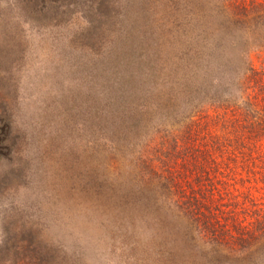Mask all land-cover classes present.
<instances>
[{
    "label": "rangeland",
    "instance_id": "374dc122",
    "mask_svg": "<svg viewBox=\"0 0 264 264\" xmlns=\"http://www.w3.org/2000/svg\"><path fill=\"white\" fill-rule=\"evenodd\" d=\"M153 1L141 11V0L113 9L98 0H0V256L13 259L27 240L51 264H201L171 239L175 212L155 202L146 174L185 144L171 137L186 125L150 128L157 99L143 92L149 69L138 61L157 48V30L142 25ZM249 59L264 70V51ZM250 181L264 204V182ZM168 251L175 258L161 259Z\"/></svg>",
    "mask_w": 264,
    "mask_h": 264
},
{
    "label": "trees",
    "instance_id": "16d2710c",
    "mask_svg": "<svg viewBox=\"0 0 264 264\" xmlns=\"http://www.w3.org/2000/svg\"><path fill=\"white\" fill-rule=\"evenodd\" d=\"M98 1L109 9L121 3ZM124 1L129 7L139 0ZM141 1L142 11L148 0ZM150 10L153 18L141 24L157 30V48L138 61L149 69L143 92L157 99L159 121L150 128L186 123L182 135L171 137V144H185H173L163 168L146 172L159 190L155 202L175 212L166 222L170 237L201 264H264V204L253 197L250 181L264 182V70L249 59L264 51V0H154ZM156 83L161 90L148 89ZM25 243L13 259L0 256V264H51L39 243Z\"/></svg>",
    "mask_w": 264,
    "mask_h": 264
}]
</instances>
